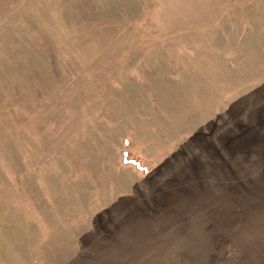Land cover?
I'll use <instances>...</instances> for the list:
<instances>
[{"label": "rangeland", "instance_id": "374dc122", "mask_svg": "<svg viewBox=\"0 0 264 264\" xmlns=\"http://www.w3.org/2000/svg\"><path fill=\"white\" fill-rule=\"evenodd\" d=\"M0 264H264V0H0Z\"/></svg>", "mask_w": 264, "mask_h": 264}, {"label": "trees", "instance_id": "16d2710c", "mask_svg": "<svg viewBox=\"0 0 264 264\" xmlns=\"http://www.w3.org/2000/svg\"><path fill=\"white\" fill-rule=\"evenodd\" d=\"M131 163H133V162H131ZM135 164V163H134Z\"/></svg>", "mask_w": 264, "mask_h": 264}]
</instances>
